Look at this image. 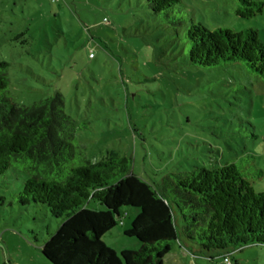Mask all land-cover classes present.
I'll return each mask as SVG.
<instances>
[{
    "label": "rangeland",
    "instance_id": "rangeland-1",
    "mask_svg": "<svg viewBox=\"0 0 264 264\" xmlns=\"http://www.w3.org/2000/svg\"><path fill=\"white\" fill-rule=\"evenodd\" d=\"M261 13L235 16V0H179L171 26L146 0H0V61L9 64L11 101L29 106L59 94L63 112L84 124L77 137L90 161L113 151L131 171L157 184L169 173L212 168L248 157L264 192V80L242 64L199 68L188 63L191 24L208 30L253 29L264 50ZM23 177L0 176V264H50L40 246L60 220L40 205L19 206ZM123 225L101 239L117 258L137 249ZM174 243L163 264H264V246L211 259ZM227 258L224 262L223 258Z\"/></svg>",
    "mask_w": 264,
    "mask_h": 264
},
{
    "label": "trees",
    "instance_id": "trees-1",
    "mask_svg": "<svg viewBox=\"0 0 264 264\" xmlns=\"http://www.w3.org/2000/svg\"><path fill=\"white\" fill-rule=\"evenodd\" d=\"M235 16L250 19L263 3L235 0ZM154 15L171 26L179 0H146ZM184 38L188 63L204 69L242 64L264 80V50L253 29L208 30L191 24ZM9 64L0 61V176L12 170L23 177L19 206L40 205L60 220L40 246L50 264H163L174 243L207 259L248 246H264V192L254 193L251 176L262 172L248 157L216 167L169 173L150 184L131 171L130 159L113 151L90 161L77 134L78 124L63 112L59 94L29 106L11 101ZM137 249L119 258L101 239L123 225ZM227 259V258H223Z\"/></svg>",
    "mask_w": 264,
    "mask_h": 264
},
{
    "label": "built area",
    "instance_id": "built-area-1",
    "mask_svg": "<svg viewBox=\"0 0 264 264\" xmlns=\"http://www.w3.org/2000/svg\"><path fill=\"white\" fill-rule=\"evenodd\" d=\"M119 224L121 225V222H119ZM223 261H224V262H226V261H227V259H223Z\"/></svg>",
    "mask_w": 264,
    "mask_h": 264
},
{
    "label": "crops",
    "instance_id": "crops-1",
    "mask_svg": "<svg viewBox=\"0 0 264 264\" xmlns=\"http://www.w3.org/2000/svg\"><path fill=\"white\" fill-rule=\"evenodd\" d=\"M129 214V213H128Z\"/></svg>",
    "mask_w": 264,
    "mask_h": 264
}]
</instances>
